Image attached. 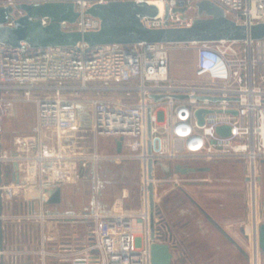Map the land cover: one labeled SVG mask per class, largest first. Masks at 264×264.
<instances>
[{
  "label": "built area",
  "instance_id": "2783aa9c",
  "mask_svg": "<svg viewBox=\"0 0 264 264\" xmlns=\"http://www.w3.org/2000/svg\"><path fill=\"white\" fill-rule=\"evenodd\" d=\"M67 1L75 4L80 16L75 22L63 21V28L85 31L100 26V19L86 14V9L114 0H0V5ZM134 1L157 5L155 16L142 17L149 27L188 25L197 15L198 0ZM211 1L239 24L264 22V0ZM22 14L15 8L7 24L13 25ZM48 22L42 18L43 24ZM189 48L196 49L197 78L173 77L171 52ZM19 102L34 103L36 123L31 133L17 135L8 148L3 124ZM202 108L209 112L200 124L196 112ZM222 125L231 126L228 136L217 132ZM0 135L4 264H151L150 159L171 168L196 159L244 161L251 215L258 216L259 163L264 159V39L126 45L80 41L47 47L0 43ZM103 136H123V152H101ZM128 160H138L141 167L140 211H105L98 202L81 210L48 208L54 205L47 203L50 189L63 188L88 172L96 175L106 161ZM153 175L156 201V188L163 181L182 187L208 180L174 171L166 175L160 164H154ZM136 220L141 234L135 232ZM254 234L257 259L256 228ZM182 254L183 250L175 253Z\"/></svg>",
  "mask_w": 264,
  "mask_h": 264
},
{
  "label": "water",
  "instance_id": "95a60500",
  "mask_svg": "<svg viewBox=\"0 0 264 264\" xmlns=\"http://www.w3.org/2000/svg\"><path fill=\"white\" fill-rule=\"evenodd\" d=\"M24 11V14L14 19L13 25L7 24L12 17L14 9ZM158 7L148 2H136L134 0H114L107 3H96L88 7L86 14L100 19V26L95 30H66L62 22H75L80 16V11L72 1L67 2H22L13 6L0 5V43L13 46H22L28 43L35 47L74 45L85 41L90 45L97 44H136V43H201L213 41H245L264 39V22L251 25L239 24L227 16L225 10L211 0H198L195 3L197 15L190 24L168 27H149L143 21V16H155ZM168 11V7H167ZM174 12L184 13L186 8H174ZM168 16V12L166 14ZM48 18L47 24L42 23V18ZM179 97H185L183 95ZM204 98V96H199ZM159 100L162 95H154ZM210 99L220 98L211 96ZM207 109H199L196 114L199 123H204ZM219 112H222L219 110ZM234 114L236 110H231ZM151 117L148 119V150L151 151ZM220 135L228 136L231 126L222 125L217 128ZM123 136L115 137V151L123 152ZM1 151V135H0ZM264 162V159L261 160ZM154 164H160L164 173L170 175L172 171L181 174H196L208 172V165H191L188 162H177L171 166H165L158 160H149L148 176L151 179L148 185L149 201V228H150V253L151 264H186L185 255L179 257L176 251L183 250L181 242L173 227L166 221L162 209L155 198V184L152 181ZM2 168L0 163V184L2 181ZM16 179V176L14 177ZM202 210L207 219L220 230V232L232 242L250 260L249 252L217 221L209 214L191 195L186 192ZM63 200V188L58 186L49 190L48 204L59 205ZM2 209V197L0 194V211ZM241 232L247 242L251 237L245 228ZM256 252L264 256V220L256 225ZM3 246V230L0 223V247ZM4 264V260H0Z\"/></svg>",
  "mask_w": 264,
  "mask_h": 264
},
{
  "label": "rangeland",
  "instance_id": "374dc122",
  "mask_svg": "<svg viewBox=\"0 0 264 264\" xmlns=\"http://www.w3.org/2000/svg\"><path fill=\"white\" fill-rule=\"evenodd\" d=\"M195 65V48L175 49L171 52V72L174 76L196 79ZM35 123L36 107L34 103L19 102L15 104L10 109L3 124V139L7 147H13L17 135L31 133ZM99 149L103 153L114 152V138L100 137ZM192 162L200 166L207 163L203 159L192 160ZM247 170L244 165L231 161L215 164L208 174H194L199 178H205L204 176H206L208 181H192L182 187H174L171 183L163 181L156 188L157 200L160 202L159 206L165 208L177 196H182L185 191L218 221L227 222L232 220L242 224V221H248L252 217L249 204V188L246 183ZM159 174H161L160 171ZM260 174L259 219L264 217V172L261 171ZM141 182L142 172L138 160H128L120 163L106 161L98 167L96 175L88 172L76 182L64 185L61 204L51 205L48 208L81 210L91 207L94 202L101 201L102 198L120 196L122 193L127 192L129 194V207L139 210L144 201L140 190ZM134 229L136 233L141 232V225L138 220L134 224Z\"/></svg>",
  "mask_w": 264,
  "mask_h": 264
},
{
  "label": "crops",
  "instance_id": "0c3cea01",
  "mask_svg": "<svg viewBox=\"0 0 264 264\" xmlns=\"http://www.w3.org/2000/svg\"><path fill=\"white\" fill-rule=\"evenodd\" d=\"M171 75L175 78H181L174 76L172 72ZM182 79H185V77H182ZM188 163L190 162L188 161ZM259 165L260 172H264V162L260 161ZM209 172L199 173L208 174ZM126 190L128 191V189ZM140 190L142 193L141 185ZM128 199L129 194L124 192L120 196L102 198L101 201L98 200L97 202L99 207L105 211L119 209L127 212H138L143 208L142 206L141 209L134 210L129 207ZM157 201L159 202V200ZM180 202L181 199L172 201L171 209L173 208L174 212L173 215L170 214L169 216H172L171 221L174 223L173 229L177 240L185 242L183 245L186 246L187 252L189 253L186 264H264V256L258 254L256 259L253 252L255 226L256 223L258 224L264 220V217L259 219V215L256 218L252 216L248 221H242V224L232 220L220 222L213 217L249 252L250 260H247L246 256L207 219L202 210H199L194 204L180 205ZM206 211L211 214L208 210ZM211 216L213 215L211 214ZM181 221L183 222L182 224L180 223ZM242 227L245 228L251 237L249 242L245 240L241 232ZM138 234H141V232Z\"/></svg>",
  "mask_w": 264,
  "mask_h": 264
},
{
  "label": "flooded vegetation",
  "instance_id": "af4514ba",
  "mask_svg": "<svg viewBox=\"0 0 264 264\" xmlns=\"http://www.w3.org/2000/svg\"><path fill=\"white\" fill-rule=\"evenodd\" d=\"M189 164H191V165H196L194 162H192V161H190V163ZM181 199V202H180V205H184V204H194L199 210H201L199 207H198V205L190 198V197H188V196H183V197H181L180 198ZM170 205H172V203H170L169 205H166L165 206V208H163V207H161L160 206V208L162 209V212H163V216L166 218V221L173 227L174 225V223L171 221L172 220V216L170 217L169 215L171 214V215H173V212H174V210H173V208L171 209V207L172 206H170ZM200 212V211H199ZM181 224L183 223L182 221L180 222ZM185 242H181V245H182V249H183V251H184V255L186 256V258L188 257V252H187V249H186V246H184L183 244H184Z\"/></svg>",
  "mask_w": 264,
  "mask_h": 264
},
{
  "label": "trees",
  "instance_id": "16d2710c",
  "mask_svg": "<svg viewBox=\"0 0 264 264\" xmlns=\"http://www.w3.org/2000/svg\"><path fill=\"white\" fill-rule=\"evenodd\" d=\"M231 161H233V162H238L239 164L244 165V167H246V169H247V166H246L245 162L242 161V160H218V161L207 162L206 165L210 166L211 169H212L213 166H214L215 164L225 163V162L227 163V162H231ZM198 166H200V165H198ZM210 171H211V170H210ZM185 195L187 196L186 192L184 191L182 196H180V197L177 196L175 199H173V201H176L177 199H180L181 197H183V196H185ZM178 197H179V198H178Z\"/></svg>",
  "mask_w": 264,
  "mask_h": 264
},
{
  "label": "bare ground",
  "instance_id": "6f19581e",
  "mask_svg": "<svg viewBox=\"0 0 264 264\" xmlns=\"http://www.w3.org/2000/svg\"><path fill=\"white\" fill-rule=\"evenodd\" d=\"M120 203V202H119ZM257 224V223H256ZM255 228H256V226H255Z\"/></svg>",
  "mask_w": 264,
  "mask_h": 264
}]
</instances>
